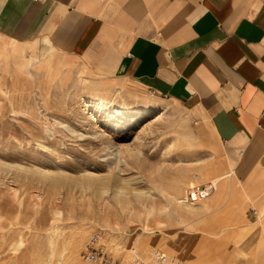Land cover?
I'll list each match as a JSON object with an SVG mask.
<instances>
[{
  "label": "rangeland",
  "instance_id": "374dc122",
  "mask_svg": "<svg viewBox=\"0 0 264 264\" xmlns=\"http://www.w3.org/2000/svg\"><path fill=\"white\" fill-rule=\"evenodd\" d=\"M12 48L0 41V53ZM32 56L0 60V264H88L95 234L120 264L131 248L181 264H264L263 171L248 199L235 168L223 199L213 201L220 185L189 205L207 170L235 167L197 116Z\"/></svg>",
  "mask_w": 264,
  "mask_h": 264
},
{
  "label": "crops",
  "instance_id": "0c3cea01",
  "mask_svg": "<svg viewBox=\"0 0 264 264\" xmlns=\"http://www.w3.org/2000/svg\"><path fill=\"white\" fill-rule=\"evenodd\" d=\"M0 41L182 105L241 168L240 196L257 189L264 0H0Z\"/></svg>",
  "mask_w": 264,
  "mask_h": 264
},
{
  "label": "built area",
  "instance_id": "2783aa9c",
  "mask_svg": "<svg viewBox=\"0 0 264 264\" xmlns=\"http://www.w3.org/2000/svg\"><path fill=\"white\" fill-rule=\"evenodd\" d=\"M214 191L215 186L211 183L201 187L192 188L187 193L185 202L189 205H197L206 201ZM84 259L88 264H120L118 259L105 253L103 246L101 245L100 234H95L91 238L84 253ZM124 264H181V262L158 250L151 252L148 257H144L137 251V249L131 248L128 251V258Z\"/></svg>",
  "mask_w": 264,
  "mask_h": 264
},
{
  "label": "bare ground",
  "instance_id": "6f19581e",
  "mask_svg": "<svg viewBox=\"0 0 264 264\" xmlns=\"http://www.w3.org/2000/svg\"><path fill=\"white\" fill-rule=\"evenodd\" d=\"M31 52V51H30ZM25 53H27V50L24 49H18V48H12L9 51L7 50H2L0 53V60H5L7 58H11L13 60L14 59H24L25 58ZM54 62V61H53ZM53 62H49L47 63L48 65L53 64ZM33 67V63L32 61H25L24 65H23V69L28 70V72L31 70L30 68ZM127 113L131 114L129 110H126ZM106 149V148H105ZM110 151V150H109ZM235 168L239 169L237 165H235L234 168H230V171L228 172H223V170L225 169H209L207 170L206 176L209 175L211 180V184L215 186V190L218 191V188L220 187V185H223V181L227 180V179H233V175L236 174L235 172ZM208 174V175H207ZM193 185V183H190V186ZM215 192V191H214ZM181 204V201L179 202Z\"/></svg>",
  "mask_w": 264,
  "mask_h": 264
}]
</instances>
